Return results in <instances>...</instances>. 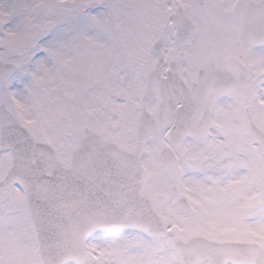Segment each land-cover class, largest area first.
Masks as SVG:
<instances>
[{
  "label": "snow or ice",
  "instance_id": "1",
  "mask_svg": "<svg viewBox=\"0 0 264 264\" xmlns=\"http://www.w3.org/2000/svg\"><path fill=\"white\" fill-rule=\"evenodd\" d=\"M0 264H264V0H0Z\"/></svg>",
  "mask_w": 264,
  "mask_h": 264
}]
</instances>
